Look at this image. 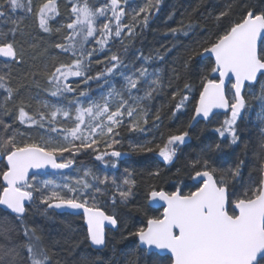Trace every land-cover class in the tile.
<instances>
[{"label": "snow or ice", "instance_id": "6c2138e0", "mask_svg": "<svg viewBox=\"0 0 264 264\" xmlns=\"http://www.w3.org/2000/svg\"><path fill=\"white\" fill-rule=\"evenodd\" d=\"M134 2L96 0V6L89 0H67L70 15L61 24L58 0H43L35 11L32 0H0V26L10 25L7 30L0 27V65L8 69L0 72V89L5 93L0 99V211L15 218L8 226L6 218H0V264H60L53 260L54 253L38 234V227L28 222V208L37 202L45 214L71 209L82 216L83 240L74 241L68 249L75 253L81 243H87L91 252L80 257V264H118L116 243L129 238H135L145 257L132 264H264V163L259 175L249 174L247 181L242 180L243 160L230 166L220 163L229 155L228 148L241 143L240 123L251 108L249 98L258 102L257 120L264 125V0H244L235 19L231 18L233 5L220 11L215 20L228 18L229 22L214 40L190 49L185 60L188 68L198 57L209 59L199 73L198 85L186 79L182 88L171 92L173 117L192 105L188 128L200 121L218 125L213 131L219 139L206 144L190 162L194 190L185 193L177 186L169 192L151 187L147 205L156 207L163 202V212L148 215L144 208H137L144 218L130 227L117 212L109 214L98 206V197L109 187L113 206L118 200L125 205L132 200L136 181L127 169L120 183L115 176L97 175L90 168L74 179L61 173L62 183L40 178L47 175L42 170L72 169L76 157L89 150L105 167L116 168L119 158L127 155L115 150L121 143L117 139L121 126L134 133L150 131V122L152 128L159 127L160 112H151L149 102L171 87L156 62H164L172 49L157 50L155 55L137 50L135 59L140 65L126 62L125 38H131L136 28L147 27L162 0H144L143 5L132 7ZM18 10L34 15L43 33H63L61 42L53 46L71 57L70 62H61L46 73L49 87L44 91L56 102L37 96L39 107L34 112L24 99L16 103L20 90L10 86L11 65L25 62L23 45L17 41L18 35H24L22 18L15 15ZM129 13L131 22L126 23ZM194 27L182 22L169 32L173 37L188 36ZM117 43L121 50L113 52ZM101 53L103 59L93 61ZM93 62L104 65L94 75L90 74ZM32 77L35 80V72ZM117 78L122 80L119 88ZM90 82L101 90L99 98L93 97ZM81 84L88 87L81 90ZM9 102L14 104V113ZM222 115L225 118L219 120ZM8 116L13 117L12 123L5 119ZM64 121H71L72 126L65 127ZM13 123L40 130V142L19 133ZM260 132L264 148V127ZM53 134L62 143H53ZM190 139L185 130L170 135L162 145L144 141L130 147L138 153L157 152L171 164ZM152 175L158 176L159 171ZM110 231L119 233V241Z\"/></svg>", "mask_w": 264, "mask_h": 264}, {"label": "trees", "instance_id": "16d2710c", "mask_svg": "<svg viewBox=\"0 0 264 264\" xmlns=\"http://www.w3.org/2000/svg\"><path fill=\"white\" fill-rule=\"evenodd\" d=\"M58 2L60 16L57 20L63 24L68 22L70 5L67 0H58ZM243 2L244 0H162L159 5V11L150 17L147 27L136 28L135 34L131 38L126 37L124 40L125 45L128 47L125 60L126 62L133 61L137 67L141 63V61L135 59L137 50L143 51L145 55H155L157 50L164 52L166 48L172 49L165 56L164 62H156L161 69L165 83L171 80V87H166L160 95H157L149 102L151 112L157 110L160 112L161 120L157 122L159 127L152 128L150 122L147 126L151 129L150 131L134 133L128 131L126 126H121L118 129L120 135L117 137L121 143L115 145V150L127 153V155L119 158L116 168L105 167L100 161L95 160V154L89 150L88 152H82L76 157L77 162L72 169L48 176L44 175L40 178H51L57 180V183H62L63 177L61 173L74 179L82 175L85 168H90L97 175L107 174L115 176L117 182L120 183L127 175L125 172V169H127L131 173V177L136 181V186L133 189L135 195L132 200L127 205L121 204L118 200L117 204L113 206L109 198L112 189L109 187L104 195L98 197V206L109 214L113 211L117 212L128 221L130 227L138 225L144 218V213L138 212L137 208H144L148 215H160L158 210L152 209L147 205L146 194L150 188L155 187L158 190L168 191L172 188V184L179 183L181 179L183 182L188 181L190 175L194 174L190 167V162L206 144L218 140V136L212 132L214 125H216L215 123L212 125L200 123L194 129L187 127L192 114L191 104L187 108L182 109L181 112H177L175 117L171 115L175 103L170 98L171 92L177 88H182L186 79L198 85L199 73L209 63V59L198 57L192 62L191 66L185 68V60L189 50L198 47L205 41L214 40L222 25L229 22L228 18H225L224 21L218 23L215 20V16L231 4L233 5L231 18L235 19L240 11L239 6ZM249 2L255 3L257 0H249ZM143 3L144 0H135L132 7L141 6ZM89 4L96 5V0H89ZM32 5L34 11L39 6L36 0H32ZM128 11L126 7V12ZM17 12L19 13L15 15L21 17L23 21L21 25L29 24V26H21L24 35L17 36L18 43L23 45L25 62L22 66L11 65L10 86L20 90V96L16 99V103H19V99H24L30 104L29 111L34 112L39 107L36 99H34L37 96L40 99H50L52 102H56L55 98L49 97L44 91V89L49 87L46 73L61 62H70L71 57L68 54H61L53 46L56 42H61L63 33L45 34L38 28L33 15L22 10ZM130 15L129 13L124 18L126 23L131 22ZM182 22L184 24L191 22L195 27L189 32L188 36L178 35L173 37L169 29L179 27ZM33 24H35V27ZM56 26L58 25L54 24V27ZM118 50H121L119 43L112 46L113 52ZM104 55V53H101L99 56L93 57V61L103 59ZM103 67V64L93 62L90 74L94 75L97 71L102 70ZM3 71H8V69H4L0 65V72ZM33 72L36 73L35 80L32 77ZM70 79L76 80L79 78ZM115 83L116 87L119 88L122 80L117 78ZM85 87L88 86L80 85L81 90ZM90 88L93 97L99 98L101 90L97 88L95 82H90ZM140 94L142 95V93ZM4 95L3 89H0V99ZM74 95V93L69 94L68 99L71 100ZM257 103L256 100L251 101L249 98L251 108L247 115L248 119L242 121L240 125L241 143L238 148L233 146L228 148L227 152L229 155L220 161L224 166H230L239 160H243V181L248 180L249 174L252 177H257L259 175V166L264 163V148L261 147L262 137L260 132L261 127H264V125H261L257 120V113L259 112L258 107H256ZM8 108L13 113L15 112L12 102H9ZM5 119L10 123L13 122L12 116H8ZM64 126L71 127V121H64ZM13 127L18 129L19 133L31 136L33 140L40 142V136L42 135L40 130L28 128L19 123H13ZM185 130L189 131L191 142L188 141L185 145H182L183 147H180L176 156L177 161L170 166L161 164L156 159L157 152L138 153L131 150L130 145L144 141H151L152 146L162 145L170 135L179 134ZM53 136V143H62V140L55 137V134ZM17 139H20V137L18 136ZM2 166L3 161L0 163V167ZM156 171H159V175H152ZM0 218H6L5 226L15 223L14 216L9 213L0 211ZM27 219L30 225L38 227V234L42 235L45 244L54 253V261L59 260L60 264H80V257L86 256L91 252L86 242L81 243L75 253L68 251L74 241L83 240L85 227L80 217L68 214L60 215L52 210H48L45 214L44 206L39 205L37 202L28 208ZM110 234L115 237L116 241H119V233L110 232ZM116 247L118 250L116 257L118 264H132L137 259L143 262L145 259L137 248L135 238L118 242ZM105 254L108 255L109 253L106 252Z\"/></svg>", "mask_w": 264, "mask_h": 264}, {"label": "flooded vegetation", "instance_id": "af4514ba", "mask_svg": "<svg viewBox=\"0 0 264 264\" xmlns=\"http://www.w3.org/2000/svg\"><path fill=\"white\" fill-rule=\"evenodd\" d=\"M19 12H17V14H18ZM34 16V15H33ZM35 17V16H34ZM22 27H26V26H29V24H25V25H21ZM33 26L35 27V24H33ZM1 27H3L4 28V30H7V28L9 27V25H2ZM0 59H3V58H0ZM225 117L222 115V116H220L219 117V120H222V119H224ZM248 118H247V116L245 117V119L243 120V121H245V120H247ZM201 123H203V124H206L205 122H201ZM242 123V122H241ZM241 123H240V125H241ZM216 124V123H215ZM198 125H200V123L198 124ZM216 126H218L217 124L216 125H214V127H216ZM195 128V127H194ZM193 127H192V129H194ZM212 132H214L213 131V129H212ZM215 133V132H214ZM216 134V133H215ZM217 135V134H216ZM219 139V138H218ZM189 142H191V139L190 140H188ZM181 147H183V146H181ZM233 147H235V148H238L237 146H233ZM179 152V151H178ZM178 152H177V154H178ZM156 159L157 160H159V162L161 163V164H166L167 166H170L171 164H174L177 160H176V158L174 159V161L171 163V164H168L167 162H165L164 160H163V158L162 157H160L159 155H156ZM51 174H56V173H49L48 175H51ZM47 175V176H48ZM194 185H195V181L194 180H192L191 178L188 180V181H186V182H183L182 181V179H181V181L179 182V183H175V184H172V188L170 189V190H168L169 192L170 191H174L175 190V187H177V186H179V187H181V190H182V192H187V191H190V190H194ZM164 191H167V190H164ZM149 207V206H148ZM154 209V208H153ZM155 210H158V212H159V214H161L162 212H163V210H159V209H155ZM69 215V214H68ZM71 216V215H70ZM74 216V215H73ZM76 217H80V216H76ZM81 219H82V217H80ZM82 221H83V219H82ZM84 227H86L85 226V224H84ZM110 232H114V231H110Z\"/></svg>", "mask_w": 264, "mask_h": 264}, {"label": "water", "instance_id": "95a60500", "mask_svg": "<svg viewBox=\"0 0 264 264\" xmlns=\"http://www.w3.org/2000/svg\"><path fill=\"white\" fill-rule=\"evenodd\" d=\"M205 58H207V57H205ZM204 59V58H203ZM219 111H223V110H219ZM201 122H204V121H200L199 123H201ZM198 123V124H199ZM198 124H194V126H193V128L194 127H196ZM2 162V160H0V163ZM65 170H68V169H65ZM65 170H53V169H47V170H42V171H45L46 173H47V175L49 174V173H60V172H63V171H65ZM27 206V205H26ZM0 207H2V206H0ZM150 208H154V209H159V210H163V202H160V206H156V207H150ZM103 210V209H102ZM53 211V210H52ZM57 214H69V215H71V216H80V217H82L80 214H77L76 213V210H71V209H57V210H54Z\"/></svg>", "mask_w": 264, "mask_h": 264}, {"label": "rangeland", "instance_id": "374dc122", "mask_svg": "<svg viewBox=\"0 0 264 264\" xmlns=\"http://www.w3.org/2000/svg\"><path fill=\"white\" fill-rule=\"evenodd\" d=\"M37 1V3L40 5L42 2H43V0H36ZM251 99V101H255L254 99H252V98H250ZM256 107H258V110L260 111V108H259V104L257 103L256 104ZM252 112H254V111H252ZM251 112V113H252ZM122 156H124V155H122ZM121 156V157H122ZM41 179H51V178H41ZM54 180V179H53ZM56 182H57V180H56Z\"/></svg>", "mask_w": 264, "mask_h": 264}]
</instances>
